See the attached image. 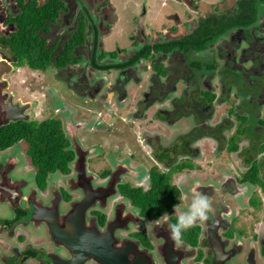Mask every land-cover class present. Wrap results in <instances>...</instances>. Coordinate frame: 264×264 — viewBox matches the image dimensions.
<instances>
[{
  "label": "flooded vegetation",
  "instance_id": "obj_1",
  "mask_svg": "<svg viewBox=\"0 0 264 264\" xmlns=\"http://www.w3.org/2000/svg\"><path fill=\"white\" fill-rule=\"evenodd\" d=\"M197 193L209 220L171 241ZM91 194L87 226L154 264H264V0H0V264H97L47 218Z\"/></svg>",
  "mask_w": 264,
  "mask_h": 264
},
{
  "label": "water",
  "instance_id": "obj_2",
  "mask_svg": "<svg viewBox=\"0 0 264 264\" xmlns=\"http://www.w3.org/2000/svg\"><path fill=\"white\" fill-rule=\"evenodd\" d=\"M93 197V198H92ZM95 195L87 196V202L76 206L64 216L67 229L61 226L58 211L48 214V222L53 240L58 245L70 249L73 263L85 258L97 264H154L152 255L133 241H121L113 235V227L104 233L98 227L87 226L84 210L93 202ZM168 247L165 259L167 264H179V257Z\"/></svg>",
  "mask_w": 264,
  "mask_h": 264
},
{
  "label": "clouds",
  "instance_id": "obj_3",
  "mask_svg": "<svg viewBox=\"0 0 264 264\" xmlns=\"http://www.w3.org/2000/svg\"><path fill=\"white\" fill-rule=\"evenodd\" d=\"M212 210V204L208 197L197 193L187 210L183 211L175 222L167 224L166 231L170 240L173 242L181 241L184 232L192 228L197 222L208 221ZM137 211L139 212L140 210L138 209ZM168 216L165 213L158 220L166 219Z\"/></svg>",
  "mask_w": 264,
  "mask_h": 264
},
{
  "label": "trees",
  "instance_id": "obj_4",
  "mask_svg": "<svg viewBox=\"0 0 264 264\" xmlns=\"http://www.w3.org/2000/svg\"><path fill=\"white\" fill-rule=\"evenodd\" d=\"M31 128V127H30ZM33 135L35 139H42L41 143L45 146V153L42 158V169L45 171L56 170L62 166V150L65 147L67 139L59 123L50 122L37 129ZM47 172L42 173V180L45 179Z\"/></svg>",
  "mask_w": 264,
  "mask_h": 264
},
{
  "label": "rangeland",
  "instance_id": "obj_5",
  "mask_svg": "<svg viewBox=\"0 0 264 264\" xmlns=\"http://www.w3.org/2000/svg\"><path fill=\"white\" fill-rule=\"evenodd\" d=\"M100 78H102V77H100ZM113 164H115V162L113 161ZM25 174V173H24ZM10 178V180L13 182V180H15L12 176L11 177H9ZM30 180L29 178H26V179H24L26 182H28V180ZM11 182V183H12ZM20 184V183H19ZM101 206V205H100ZM245 221H246V223H249V220H246V219H244Z\"/></svg>",
  "mask_w": 264,
  "mask_h": 264
}]
</instances>
